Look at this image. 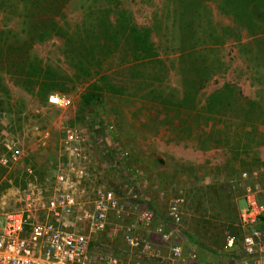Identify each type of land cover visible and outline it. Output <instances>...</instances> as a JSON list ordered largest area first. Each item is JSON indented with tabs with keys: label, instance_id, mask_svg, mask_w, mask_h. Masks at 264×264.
Returning <instances> with one entry per match:
<instances>
[{
	"label": "rangeland",
	"instance_id": "1",
	"mask_svg": "<svg viewBox=\"0 0 264 264\" xmlns=\"http://www.w3.org/2000/svg\"><path fill=\"white\" fill-rule=\"evenodd\" d=\"M117 3L130 14L139 28L151 30V42L158 57L165 63L166 70L153 72L147 69L143 72V77L142 73H138L141 69L127 68L129 66L121 63V57L124 56L116 54L112 58L103 56L102 74L78 78L83 73L81 68H85L80 63L85 64V58L92 49V44L87 41V37L92 35L91 26L95 21L109 17L110 13L101 18L100 9H107L109 5L106 0H72L64 9L63 16L56 20L68 34L83 33L88 53L79 55L80 53L71 52L66 41L56 36L42 39L34 45L31 53L37 64L55 73L56 79L52 84L47 88L40 85L28 89L6 78L15 112L0 119V161L8 154L7 146H19L25 157L17 166L5 168L0 164V218L21 210V197L30 184L46 186L48 179L56 173L64 132L78 129L88 133L93 139H102L103 142L99 144L106 146L104 151H110V148L116 153L120 150L127 151L128 156L123 157L122 163L111 166L105 164V158L97 159L93 169L108 187L110 182L117 185L122 183V178L117 177L119 173L135 183L136 195L141 197V204H132L133 208L137 205L139 209L134 210L127 218V225L136 224L140 213L147 207L153 209L158 217H167L171 202L182 198L181 236L185 250L200 255L207 263L222 262L225 257L221 254L225 238L232 234V229L238 223L240 207H244L241 190H238L237 185L241 174L252 168L264 170V145L255 146L257 142L264 144V41L255 43L256 38L264 40V33L253 37L239 25L233 14L225 12L221 0H209L205 3L209 14L204 10L203 15L210 18L212 28L205 23L206 19H198L194 24L195 30L190 33L192 41L190 39L183 42L179 12L174 11L176 6L171 7L170 0H117ZM110 17L115 20L116 15L111 13ZM24 20L20 13L6 15L0 12V29L22 35ZM208 31L221 36L222 41L214 44V39L207 37ZM191 45L196 47L198 53L186 58L189 60V69L185 77L190 81V87L194 81H199V68H203L205 71L201 72L208 76L205 88L198 95L200 109L211 96L219 92L232 97L233 94L226 86L237 89L236 96L232 97L237 101L235 106L244 105L243 110H235L229 114L236 132L233 124L231 126L228 122H221L225 134L222 136L220 133L223 141L218 147L220 151L232 153L231 156L237 161L241 158V169L231 166L216 167L215 170L208 171L205 168L204 174L199 175V185L196 187L187 180L185 173L181 177L167 176L171 169L178 175L182 172L171 165L168 159L165 161L157 156L156 150H161L163 144L156 142L155 147L156 139L152 137L157 134L156 136H162V140L168 139V144L175 140L178 145L183 140H194L193 134H186L176 128L178 123L174 121L173 113L169 119L161 116L158 122V110L145 98L149 96L146 94L147 87L145 92L143 83L140 87L137 84H153L160 93L178 96L183 92V55L185 51L193 50ZM98 69L93 66L92 71ZM102 77L105 79L99 81ZM53 95L69 97L71 107L60 109L50 106L49 98ZM93 96H98L101 101L97 114L98 120L108 126L105 127V135L101 131H95L97 125H94L93 114L86 106V102ZM110 126L114 129L110 130ZM254 127V134H261V137L253 135L255 142L249 150L251 144L236 138L240 134H253ZM198 130L202 128L198 127ZM212 134L215 138L212 141L213 147L220 141L216 132ZM215 153H205L211 157L212 164L217 162L223 152ZM104 154L107 155L105 160H108L110 156ZM173 154L178 157L177 152ZM29 166L34 170L33 177L26 173ZM257 182L264 186V173ZM127 194L123 192V199L129 202L132 196L128 198ZM159 222L158 218L150 227L142 226L140 232L151 236ZM3 226L4 220L0 219V228ZM188 235L198 239L196 245L190 243ZM97 248L103 253L114 252L121 258L125 257L124 251L128 250L122 241L111 243L104 239L98 243Z\"/></svg>",
	"mask_w": 264,
	"mask_h": 264
},
{
	"label": "built area",
	"instance_id": "2",
	"mask_svg": "<svg viewBox=\"0 0 264 264\" xmlns=\"http://www.w3.org/2000/svg\"><path fill=\"white\" fill-rule=\"evenodd\" d=\"M49 105L68 109L69 97L53 95ZM108 128V126H106ZM110 130L114 127L110 126ZM99 138H91L78 129L64 132L59 164L46 186L30 184L21 197V210L0 219V264H264V186L257 181L264 170L244 172L239 188L244 207L239 210V228L243 238L226 236L222 262L207 263L200 255L188 253L182 244L183 199L171 202L168 224L159 223L151 236L140 232L150 227L158 216L149 207L140 213L136 224L127 218L139 207L121 198L114 188L104 184L93 171L96 161L117 165L127 151H104ZM102 147V148H101ZM1 159L5 167L19 165L23 150L7 146ZM26 173L33 177L34 170ZM119 177L127 178L119 173ZM253 181V182H252ZM122 241L128 248L125 257L98 250L102 240Z\"/></svg>",
	"mask_w": 264,
	"mask_h": 264
},
{
	"label": "trees",
	"instance_id": "3",
	"mask_svg": "<svg viewBox=\"0 0 264 264\" xmlns=\"http://www.w3.org/2000/svg\"><path fill=\"white\" fill-rule=\"evenodd\" d=\"M71 1L72 0H0V12L6 15L12 13L17 15L20 13L25 19L24 27L21 31L22 35L0 29V119L3 118L4 115H13L15 112L6 78L28 89L40 85L41 87L44 86L47 88L49 84H52L51 82L56 79L55 73L51 69L44 68L37 64L36 60L32 57L31 52L35 44L42 39L56 36L66 41L67 47L72 49L71 52L80 53L79 55H82L84 52L88 53L85 40L83 39L84 37L82 36L83 33L68 34L56 20L58 17L63 16L64 9ZM106 1L109 5L107 9H100L102 13L101 18L107 13H113V15H116V18L113 20L109 14V17L95 21L94 24H92L90 29L92 35L87 37V41L92 44L91 55L88 54V57L85 58V64L80 63V65L85 68H81L83 73L82 76L78 78L87 76L91 78L93 74H102L101 72L103 69H101V66L103 63V56L105 55H108V58H112L116 54H118L119 57L124 56L121 57V63L129 66L127 68L141 69L138 73H142L143 77H145L143 72L147 69L153 70V72L156 70H166L165 63L158 57L157 50L151 42V30L139 28L131 19L130 14L117 3V0ZM207 1L209 0H170L171 7L176 6L174 11L179 12L183 42L191 39L190 33L195 30L194 24L198 19H206L205 23L209 24V28H212L210 18L203 15L204 10L208 12V9L205 7ZM221 3L224 5L225 12L233 14L239 25L247 30L250 35L257 37L256 35L264 33V0H221ZM199 26H201V23H199ZM207 37L214 39V44L222 41L221 36H216L213 32L210 33V31H208ZM262 41L264 40L256 38L255 43H262ZM204 43L206 44V41H204ZM204 43L202 42V44ZM190 47L193 50L184 52L183 56L185 60L183 58L181 63V71L183 72L181 73L184 80L183 92L179 93L180 97L179 95H166L164 92L160 93L153 84H144L145 82H139L137 84L140 87L143 83L145 86L144 91L147 87L148 91L146 94H149V96L145 98L150 102L151 106L155 107L154 109L158 110L157 115L159 114L160 118L162 116L165 119H169L170 114L173 113L175 117L174 121L177 122L179 126L177 129L183 130L186 134H194L196 128L198 126L201 127L202 130L199 131L197 136L199 138L200 149L202 148L203 150L213 148L212 141H214L215 138L212 133L216 132V137L218 136V141H220L215 144L217 146L216 148H218L221 146V141H223V139L220 138V133L222 136L225 134V129H223V123L221 124V122H228V124H231V126L233 124V127H235L234 122L229 119V114H232L235 110H243L242 108H244V105L238 104L235 106L237 101L232 97L236 96L237 89L233 86H226V89H229L233 94L232 97L227 93L219 92L211 96L207 100L206 105L200 109L198 95L205 88L208 76H205L206 74L201 72L205 71L202 70L203 68H199V81H194L192 87H190V81L185 77L187 74L186 71L189 69V60L186 58H190L192 55L194 56L198 53L194 45ZM65 53L68 52L65 51ZM191 62H193V60ZM93 66L99 69L93 72ZM193 70L194 69H192V71ZM104 79L102 77L99 81ZM93 97L94 98L86 102V106L93 114L94 125H97L95 126V131H101L103 135H105L106 124L100 119L98 120L97 114V107L101 101L98 96ZM226 100L229 102H226ZM220 124L221 126H219ZM214 126L219 129L210 132V128L212 129ZM253 130L255 131L256 128L254 127L252 131ZM231 131L233 132V129ZM254 131L253 134L252 132L249 134L246 133L245 135L240 134L236 139L244 140L247 144H251V146L248 147V149L251 150L252 143L255 142L254 136L258 138L261 137V134H259V136L255 135ZM227 136H229L228 132ZM98 137H101V135ZM203 137L206 139L203 140ZM105 141L106 139L104 138V142ZM257 143L258 144L255 146L264 145L262 142ZM242 152L247 153L245 151ZM233 155L237 156L234 153ZM233 160H235V158H233ZM256 170L257 168H252L244 172L252 174ZM244 172H242V174ZM237 185L239 187V183ZM129 186L136 191V186L133 183H129ZM238 190H240V188ZM262 228H264V221ZM232 231V234H230L231 236H234L238 240L243 238V232L239 228V218L236 227L233 228ZM188 239L193 245L197 244L196 240L198 239L193 235H188ZM224 245L222 247V252ZM224 256L226 257L227 255L224 254Z\"/></svg>",
	"mask_w": 264,
	"mask_h": 264
},
{
	"label": "crops",
	"instance_id": "4",
	"mask_svg": "<svg viewBox=\"0 0 264 264\" xmlns=\"http://www.w3.org/2000/svg\"><path fill=\"white\" fill-rule=\"evenodd\" d=\"M157 118H158V122H159L160 117L157 116ZM178 127L179 126L177 124L176 128H178ZM198 127L196 128L195 133L192 136L194 140H191L190 142H184L185 140H183L181 143H178V145L175 142V140H172L173 142L171 144H168L167 143L169 141L168 139L162 140V136H160V135L156 136L157 134L152 136L154 139H156V141L154 142V145L156 144V142H159V143L161 142L163 144V146L161 147V150L157 148V150H156L157 156H160L165 161L168 159V162L170 164L172 163L171 165L176 166L177 169H179V171L182 172V174L178 175V173L174 169H171L168 172L167 176L181 177V176H183V173H185L187 180H190V183H192V185H194L196 187L199 185L198 184L199 178H200L199 175L201 176L204 174L203 170L205 168L208 171H211L212 169L215 170L214 168H216V167H219V168L230 167L231 168V166L232 167L235 166L236 168L241 169L240 168L241 167V160H240L241 158H239V161H237L236 159L234 161L233 157L231 156L230 153L225 152V151H220V148H216L217 147L216 145H214L213 148H207L206 150H203L202 148L199 149L200 148L199 138L197 136L199 133ZM217 129H219V128L214 126L212 129L210 128V132L212 130H217ZM138 131H139V129H138ZM118 132H119V129H118ZM155 147H156V145H155ZM262 151L263 150H261V152ZM174 152H177L178 157L173 156V155H175V154H173ZM211 152L212 153L214 152V154H216L215 152H223L222 155H220L219 158L216 160L217 162H215V164L211 163V157H209V155H205V153L210 154ZM212 157H213V155H212ZM117 177H118V175H117ZM119 178H122L121 184L117 185V183L110 182L109 187L114 188L118 192V194L120 195L121 198L123 197V192H126V194H127V192H129V195L127 194L128 198L130 196H132L129 199L130 203L133 204V203L138 202L137 204H139L141 201V197L140 196L138 197L136 195L137 192L134 191L131 186H129V183H133L134 185H135V183L132 180H130L128 177L127 178L119 177ZM205 178L207 179L208 177H205ZM206 181H208V180H206ZM137 207H139V206H137ZM158 218H159L160 224L161 223L168 224V221H167L168 218L167 217L160 215ZM224 260H225V257H224Z\"/></svg>",
	"mask_w": 264,
	"mask_h": 264
}]
</instances>
